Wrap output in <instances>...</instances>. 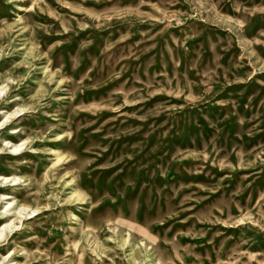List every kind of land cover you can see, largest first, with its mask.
Returning a JSON list of instances; mask_svg holds the SVG:
<instances>
[{
    "label": "rangeland",
    "instance_id": "rangeland-1",
    "mask_svg": "<svg viewBox=\"0 0 264 264\" xmlns=\"http://www.w3.org/2000/svg\"><path fill=\"white\" fill-rule=\"evenodd\" d=\"M0 264H264V0H0Z\"/></svg>",
    "mask_w": 264,
    "mask_h": 264
}]
</instances>
